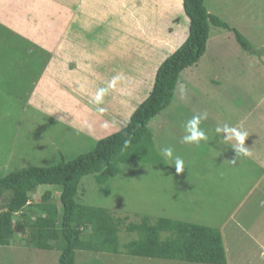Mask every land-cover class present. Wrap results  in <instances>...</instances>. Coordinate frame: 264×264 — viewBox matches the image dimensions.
Segmentation results:
<instances>
[{
  "label": "rangeland",
  "instance_id": "1",
  "mask_svg": "<svg viewBox=\"0 0 264 264\" xmlns=\"http://www.w3.org/2000/svg\"><path fill=\"white\" fill-rule=\"evenodd\" d=\"M204 5L240 32L247 47L233 30L211 25L205 52L181 72L171 104L150 120L152 143L145 156L128 163L119 159L120 172L101 184L90 176L79 197L107 208L114 218L127 216L126 222L164 217L218 229L226 264H264V139L251 134L264 131V122L258 119L252 129L247 114L254 96L264 95V0H204ZM16 16L21 34L50 58L35 79L33 72L15 75L23 68L15 56L23 52L21 44L0 53V175L72 159L125 126L148 95L160 63L188 35L179 0H0V22L15 24L10 20ZM118 75L124 79L104 97L101 114L91 96ZM261 108L263 116L264 103ZM204 111L208 118L201 127L209 141L181 143L184 123ZM223 123L249 133L244 144L251 141L252 155L235 165L227 159L232 148L215 138L214 128ZM169 146L185 160L180 173L162 163L160 150ZM45 190L53 192V201L58 198V186L46 184L32 196L39 200ZM7 198L6 192L0 203ZM121 225L119 246L138 238ZM15 238L0 248V264H58V250L33 247L29 236ZM75 264L204 263L77 250Z\"/></svg>",
  "mask_w": 264,
  "mask_h": 264
},
{
  "label": "trees",
  "instance_id": "2",
  "mask_svg": "<svg viewBox=\"0 0 264 264\" xmlns=\"http://www.w3.org/2000/svg\"><path fill=\"white\" fill-rule=\"evenodd\" d=\"M182 5L188 17V35L160 63L148 95L130 114L125 126L99 138L91 150L72 159L61 157L48 166H24L0 175V198L8 194L7 201L0 203V247L13 244L15 236L20 235L29 236L33 247L58 250V264H75L77 250L226 264L218 229L164 217L151 220L143 216L139 221L126 222L127 216L114 218L107 208L86 204L79 197L90 176L94 184H101L120 172L119 159L128 163L135 156L138 159L145 156L152 143L150 120L171 104L181 72L196 64L205 52L211 25L233 30L237 41L247 47L240 32L209 12L204 0H182ZM15 20V24L0 22V53L21 44L23 52H16L15 56L23 68L15 75L33 72L36 79L50 54L23 36L18 17L10 21ZM37 53L41 55L40 61L36 60ZM3 60L5 63L6 58ZM35 79L31 77L29 89ZM84 177L89 179L84 181ZM42 184L58 186L59 196L55 201L51 190H45L39 200L32 196ZM121 224L127 231L136 232L138 238L119 246ZM162 233H165L163 238Z\"/></svg>",
  "mask_w": 264,
  "mask_h": 264
},
{
  "label": "clouds",
  "instance_id": "3",
  "mask_svg": "<svg viewBox=\"0 0 264 264\" xmlns=\"http://www.w3.org/2000/svg\"><path fill=\"white\" fill-rule=\"evenodd\" d=\"M124 79L122 75L114 76L111 81L107 83L106 87H98L95 93L91 96L90 103L97 106L96 110L101 114L106 111V109L99 107L104 103V97L107 95L110 89H113L117 83ZM83 87V85H78ZM181 97L184 95V87L180 86ZM208 118L207 111L193 115L188 119L184 125V135L181 138V143L187 145H197L199 146L202 141H209L210 137L207 135L206 131L201 127L204 120ZM107 127V125H105ZM215 138L222 141L226 145L230 146L235 151V158L230 160L232 165L237 163L239 157H250L252 155L249 147L244 144L245 139L249 136V133L243 130L242 126H230L228 123L218 124L214 128ZM231 142V143H229ZM127 141L125 146H127ZM160 155L162 157V163L166 165H174L176 173H180L185 169V160L179 156L174 155V149L169 146L162 148L160 150ZM29 203V201H28Z\"/></svg>",
  "mask_w": 264,
  "mask_h": 264
},
{
  "label": "crops",
  "instance_id": "4",
  "mask_svg": "<svg viewBox=\"0 0 264 264\" xmlns=\"http://www.w3.org/2000/svg\"><path fill=\"white\" fill-rule=\"evenodd\" d=\"M115 1H117V0H115ZM177 1V0H176ZM180 1V3L182 2V0H179ZM33 91V87H32V89H31V92ZM30 95H31V93H30ZM263 103H264V95L263 96H254V105H252V107L249 109V111H248V118H249V122H250V124L251 123H253V125H250L251 127L252 126H254V127H256V124L255 123H257V121H258V119L260 120V123L262 124L263 122H264V115L262 116L261 115V106L263 105ZM135 109V108H134ZM134 109H132L131 110V112L129 113V115L128 116H130V114L133 112V110ZM254 118H256V121H253L254 120ZM261 124H260V127H261ZM252 129H254L253 127H252ZM258 129V128H257ZM256 132H254V133H251L252 134V139L254 140V135H256V137H258L257 138V140H258V142H259V139L261 138V139H264V131H261V130H256V129H254ZM262 133V134H261ZM249 143L247 144V147H249V146H251V141H248ZM263 144H264V141H261ZM252 147V146H251ZM251 147H249V149H250V151H251ZM210 148H212L213 149V146H211L210 145ZM233 150V149H232ZM235 151L233 150V153H231V154H228V156H227V154H226V156H227V159H229V158H231L232 157V159H234L235 158ZM220 156V155H219ZM240 158V157H239ZM237 161H238V159H237ZM221 233V232H220ZM222 235V234H221ZM223 239V238H222ZM224 244V243H223ZM2 247V246H1ZM0 247V248H1Z\"/></svg>",
  "mask_w": 264,
  "mask_h": 264
}]
</instances>
